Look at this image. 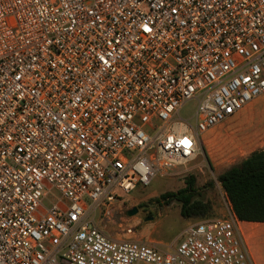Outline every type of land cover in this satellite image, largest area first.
Segmentation results:
<instances>
[{"label":"built area","instance_id":"2783aa9c","mask_svg":"<svg viewBox=\"0 0 264 264\" xmlns=\"http://www.w3.org/2000/svg\"><path fill=\"white\" fill-rule=\"evenodd\" d=\"M263 94L264 0H0V264H251L233 212L169 251L92 215Z\"/></svg>","mask_w":264,"mask_h":264},{"label":"rangeland","instance_id":"374dc122","mask_svg":"<svg viewBox=\"0 0 264 264\" xmlns=\"http://www.w3.org/2000/svg\"><path fill=\"white\" fill-rule=\"evenodd\" d=\"M195 107V100L187 101L180 108L179 117L192 121ZM225 124L226 130L222 131L239 129L236 136L205 139L202 135L199 150L189 163L156 176L149 186L133 191L113 205L98 208L92 215L95 227L111 239L145 243L160 251H169L178 243L180 234L188 224L230 216V204L217 176L251 152L264 148V134L255 138L244 136L264 132V97L259 98L246 114ZM190 175L195 177L196 186L201 190L198 198L209 205V211L202 217L184 219L178 203H159L157 199L163 193L183 188L184 178ZM133 207L137 208V212L128 215L127 212ZM256 227L263 228L260 236L252 240L248 238L250 245L243 237L244 243L251 264H264V225ZM241 228L245 231L244 225ZM246 237L249 236L246 234Z\"/></svg>","mask_w":264,"mask_h":264},{"label":"trees","instance_id":"16d2710c","mask_svg":"<svg viewBox=\"0 0 264 264\" xmlns=\"http://www.w3.org/2000/svg\"><path fill=\"white\" fill-rule=\"evenodd\" d=\"M217 181L238 221L264 223V148L224 170ZM200 192L195 177L190 175L184 178L183 188L161 194L157 202L178 203L184 219L202 217L209 205L198 198Z\"/></svg>","mask_w":264,"mask_h":264},{"label":"crops","instance_id":"0c3cea01","mask_svg":"<svg viewBox=\"0 0 264 264\" xmlns=\"http://www.w3.org/2000/svg\"><path fill=\"white\" fill-rule=\"evenodd\" d=\"M261 97H264V94L263 95H261V96H259L258 98H256L255 100H253L251 103H249L248 105H246L242 110H240L239 112H237V113H235L234 115H232V116H230L229 118H227L226 120H224L223 122L224 123H222L221 125H216L215 127H213L212 129H210V130H208L207 132H205L204 134H203V136H204V138L205 139H211V138H220V137H222L223 138V136H225V137H232V134L234 135V136H236V132H238V130L236 131L235 129H230L229 131H226V132H223L224 130H226V122H228V121H230V120H232V119H238V118H240L242 115H244V113L246 114V112L248 111V109H250L257 101H258V99L259 98H261ZM242 126H245V124H242ZM223 130V131H222ZM264 134V132H256V133H254V134H250V135H244V136H252V137H258V136H261V135H263ZM247 137V138H248ZM238 224H239V228H240V230H241V233H242V235H243V237L244 238H246L247 239V242L249 241L248 240V238H250L251 240L252 239H256V238H258L260 235V233L263 231V228H258V227H256V226H263L264 225V223H248V222H241V221H238ZM255 224H258V225H255ZM241 225H244L245 226V231L241 228ZM246 234L249 236V237H246ZM248 244H249V242H248ZM250 245V244H249ZM251 255H253L252 254V252H251Z\"/></svg>","mask_w":264,"mask_h":264},{"label":"water","instance_id":"95a60500","mask_svg":"<svg viewBox=\"0 0 264 264\" xmlns=\"http://www.w3.org/2000/svg\"><path fill=\"white\" fill-rule=\"evenodd\" d=\"M137 212V208L136 207H133L131 210H129L128 212H127V214L128 215H133V214H135Z\"/></svg>","mask_w":264,"mask_h":264}]
</instances>
